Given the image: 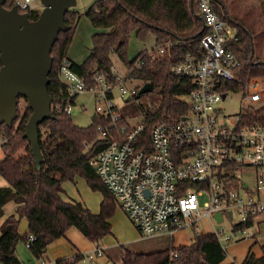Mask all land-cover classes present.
Masks as SVG:
<instances>
[{
  "label": "trees",
  "instance_id": "trees-1",
  "mask_svg": "<svg viewBox=\"0 0 264 264\" xmlns=\"http://www.w3.org/2000/svg\"><path fill=\"white\" fill-rule=\"evenodd\" d=\"M211 3L215 13L238 36V41L230 45V49L241 62L243 82L256 78L264 85V60L255 57L252 32L225 10L228 0H212ZM13 5L14 0H6L4 7L10 9ZM28 13L31 21L38 18L39 12ZM84 15L98 31L91 37L92 48L85 61L82 64L72 62L73 72L88 86L97 74H102L112 83L111 55L114 53L131 69L126 78L140 79L144 85L150 84L152 89L160 90L159 106L144 114L140 120L145 126V144L148 147L146 135L155 124L179 121L189 112L186 96L192 84L186 79L174 78L171 68L181 62L187 53L200 55L204 29L196 0H96ZM78 18L79 14L73 8L66 13L64 22L69 28L59 33L51 50L53 65L47 90L52 99L59 95L61 89L58 65L63 58H67ZM149 34L154 37V47L150 51L143 50L129 61L127 49L130 38L135 36L145 41ZM160 47L164 48L162 54L157 53ZM137 63L140 68L135 67ZM18 100L27 104L23 97ZM30 115L31 110L26 106L23 113L18 112L11 128L5 126L3 131L0 129V137L6 139L1 146L4 158L0 160V177L8 184L0 188V219L7 203L13 202L17 206L15 213L0 227V264H22L16 255V246L19 242L25 244L28 235L36 237L28 250L38 260L50 244L64 238L71 228L95 246L112 234L110 220L115 213L116 201L100 181L95 168L89 164L112 141V133L98 138L96 132L98 126H107L108 120L94 114L91 126L80 129L71 123L70 115L54 113L53 119L45 120L38 126L42 161L37 168L30 143L23 137ZM245 118L251 123L264 125V98L255 106L247 105ZM119 123L127 124L123 117ZM87 139L90 141L84 144ZM21 148L23 153L17 154ZM78 178L83 179L92 191L101 193L102 202L97 214L80 202L65 200L63 185ZM22 221L28 225L24 235L19 232ZM251 224L249 221L245 226H234L232 231H242ZM173 252L178 253L176 258H171ZM225 258V249L217 236L209 232L193 233L188 245H171L164 251L136 253L124 250L120 264H222ZM82 259L83 255H77L60 259L55 264H78ZM240 264H264V252L256 257L250 248Z\"/></svg>",
  "mask_w": 264,
  "mask_h": 264
},
{
  "label": "built area",
  "instance_id": "built-area-1",
  "mask_svg": "<svg viewBox=\"0 0 264 264\" xmlns=\"http://www.w3.org/2000/svg\"><path fill=\"white\" fill-rule=\"evenodd\" d=\"M36 1L14 0L13 6L20 13L40 12L43 7L36 6ZM211 2L196 0L204 29L200 55L187 53L171 68L174 78L192 84L186 96L188 115L170 124H155L146 135L148 147L144 124L121 125L122 116L113 100L114 89H118L121 97L127 94L122 84L131 69L127 68L125 78L121 79L111 67L112 83L97 74L88 86L71 69V60L63 58L58 65L61 89L52 100L51 112L71 115L75 99L90 94L95 115L109 123L96 128L97 137L105 138L112 133V141L89 164L144 238L172 237L187 229L199 234V223L203 220L220 224L213 219L217 212L223 222L228 219L227 211H231L232 218L228 220L232 222L235 216L238 220L234 226H245L264 216V125L245 118L247 105L262 102L264 85L256 78L243 82L241 62L230 49L238 36L215 13ZM163 51L160 47L157 53ZM135 67L140 65L137 63ZM232 94H240L244 106L237 115L230 116L219 103ZM26 106L18 101V112L23 113ZM4 128L0 126L1 131ZM5 141L0 137V160L4 158L1 146ZM228 169H241L242 176L237 177L235 171L229 173ZM204 195L206 200H200ZM213 233L221 245L231 241L223 230ZM35 240L34 235H28L26 248ZM102 254L98 245L87 256L83 255L78 264H83L86 257ZM177 256V252L171 254V258ZM38 262L54 264L43 257Z\"/></svg>",
  "mask_w": 264,
  "mask_h": 264
},
{
  "label": "rangeland",
  "instance_id": "rangeland-1",
  "mask_svg": "<svg viewBox=\"0 0 264 264\" xmlns=\"http://www.w3.org/2000/svg\"><path fill=\"white\" fill-rule=\"evenodd\" d=\"M96 0H76V6L73 11L79 14L76 27L73 34L72 42L68 48L67 54L82 62L83 59L89 55L92 48V35L97 32L89 22L84 13L95 3ZM229 3L224 5L225 10L234 19L245 25L254 38V54L258 59L264 60V0H228ZM36 6L41 7L39 0L35 2ZM219 8L222 6L218 4ZM42 10V8H40ZM40 10V12H41ZM223 10V9H222ZM39 12V13H40ZM155 44V40L149 34L145 41H140L135 36H132L128 43L127 56L128 60H133L137 54L143 50L150 51ZM112 67L117 71L118 76L123 79L127 74V67L122 62L120 57L116 54L111 55ZM144 83L140 79L126 78L122 86L127 91L124 97L119 95L118 89L113 91V100L117 105L120 115L130 125L140 122L142 116L146 113L154 111L160 104L161 94L158 88H154L145 93H139ZM264 87V86H263ZM130 98L129 101L127 99ZM244 102L241 101L240 94H232L225 101L219 103V107L223 109L226 115H237L243 108ZM94 101L89 93L77 97L72 107L70 115L71 123L80 129H85L91 126V118L95 114ZM90 140H84L87 144ZM23 148L19 149L17 154H22ZM237 177L242 176L241 169H228L229 173H233ZM242 178H240L241 180ZM65 191V199L68 201H77L82 203L90 212L97 214L102 202V195L100 192L92 191L87 183L78 178L75 182H67L63 185ZM206 200V196L200 198ZM263 220V221H262ZM259 221L262 223L259 226ZM112 234L101 241L104 245L105 253L99 258L86 257L83 264H119L124 250L133 251L136 253H154L164 251L171 247V236L159 235L152 238H144L140 235L136 226L127 218L125 213L115 203V213L111 220ZM238 223L235 216L233 221L224 219L220 224H215L208 220L199 223L200 231L209 233L213 231L223 230L225 235L231 237L230 242L222 244L225 249L226 258L222 264H229L234 262L240 264L246 256L248 248L253 244L252 252L256 257H260L264 251V217L258 218L253 225L245 232L233 233L232 227ZM258 223V224H257ZM259 230V231H258ZM79 233L77 230L71 228L67 231L69 233ZM80 234V233H79ZM249 234V236H246ZM83 244V252L92 250L94 244L89 242L82 235L80 236ZM193 238V232L190 229L181 230L173 241V246L188 245ZM100 245V244H99ZM101 246V245H100ZM97 246H95L96 248ZM102 247V246H101ZM91 253V252H90ZM89 253L84 254L87 256ZM16 255L22 264H38L30 251L26 248L23 242H19L16 246ZM81 262V261H80ZM55 263V262H54Z\"/></svg>",
  "mask_w": 264,
  "mask_h": 264
},
{
  "label": "water",
  "instance_id": "water-1",
  "mask_svg": "<svg viewBox=\"0 0 264 264\" xmlns=\"http://www.w3.org/2000/svg\"><path fill=\"white\" fill-rule=\"evenodd\" d=\"M5 1L0 0V126L12 127L18 118V98L23 97L31 110L23 137L30 143L35 166L39 168L42 155L38 126L54 118L53 99L47 90L53 65L51 50L59 33L68 30L64 17L76 6V0H39L43 8L34 21L15 6L5 8ZM150 90L151 85L145 84L139 93ZM227 216L231 220V211H227ZM213 219L221 223V213H215ZM27 228V222L22 221L20 234L24 235Z\"/></svg>",
  "mask_w": 264,
  "mask_h": 264
},
{
  "label": "crops",
  "instance_id": "crops-1",
  "mask_svg": "<svg viewBox=\"0 0 264 264\" xmlns=\"http://www.w3.org/2000/svg\"><path fill=\"white\" fill-rule=\"evenodd\" d=\"M154 38V37H153ZM155 45V44H154ZM89 53V52H88ZM88 57V55H87ZM86 57V58H87ZM67 58L69 60H71L73 63H76V64H82L85 59H83L82 62H78L77 60H75L74 58L70 57L68 54H67ZM8 184L7 182L0 177V188H3V187H7ZM66 200V199H65ZM16 205L13 203V202H9L7 203L4 207H3V216L2 218L0 219V227L2 225V223L11 215H13L15 213V210H16ZM264 216H261V217H258V218H263ZM258 218H256L255 220H257ZM252 221V224L251 226L253 225L254 221ZM203 221H206V220H203ZM202 221V222H203ZM209 221V220H208ZM263 221V220H262ZM262 221H259V225L256 226L258 227L259 229V226L262 224L260 222ZM211 222V221H210ZM257 223V224H258ZM250 226V227H251ZM248 229V228H247ZM259 231V230H258ZM180 231L176 232L172 237H171V245H174L173 244V241H174V237L179 233ZM241 232V231H239ZM200 233H203L200 231ZM199 233V234H200ZM243 233V232H242ZM81 234H77V233H74V232H71L69 233L68 235H65L64 238H60L58 239L57 241H55L54 243L50 244L48 247H47V250H46V253L44 254V256H42L47 262L49 263H54L60 259H65V258H72V257H75L77 255H84L86 253H90L92 252L94 249H95V245L93 246L92 250H89V251H86V252H83V244H82V239H81ZM246 236H249L246 235ZM155 237V236H154ZM93 244V243H92ZM100 245L102 246V250H103V254L105 253V250H104V245L100 243ZM254 245L252 244L248 250L251 248L252 250V247ZM247 250V252H248ZM264 252V251H263ZM123 255H124V252H123ZM122 255V257H123ZM247 255V253H246ZM122 257H121V260H122ZM99 257H95V259H97ZM245 258V257H244ZM244 260V259H243ZM38 261V260H37ZM121 263V262H120ZM119 263V264H120ZM39 264V262H38ZM55 264V263H54ZM230 264V263H229Z\"/></svg>",
  "mask_w": 264,
  "mask_h": 264
},
{
  "label": "flooded vegetation",
  "instance_id": "flooded-vegetation-1",
  "mask_svg": "<svg viewBox=\"0 0 264 264\" xmlns=\"http://www.w3.org/2000/svg\"><path fill=\"white\" fill-rule=\"evenodd\" d=\"M27 14V16H28V18H29V20H30V16H29V13H26ZM31 21V20H30Z\"/></svg>",
  "mask_w": 264,
  "mask_h": 264
}]
</instances>
